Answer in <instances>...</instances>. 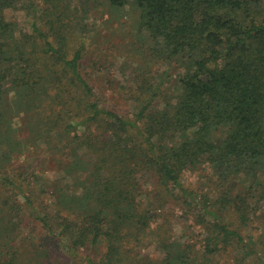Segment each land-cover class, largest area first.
I'll use <instances>...</instances> for the list:
<instances>
[{
	"label": "trees",
	"instance_id": "16d2710c",
	"mask_svg": "<svg viewBox=\"0 0 264 264\" xmlns=\"http://www.w3.org/2000/svg\"><path fill=\"white\" fill-rule=\"evenodd\" d=\"M25 2L37 10L21 29L5 11ZM72 2L0 0V145L66 151L81 188L0 164V264H18L20 228L35 229L38 264H264V0H104L137 10L141 52L168 67L133 70L130 111L91 79ZM168 204L187 219L182 243ZM152 221L157 258L137 249Z\"/></svg>",
	"mask_w": 264,
	"mask_h": 264
},
{
	"label": "rangeland",
	"instance_id": "374dc122",
	"mask_svg": "<svg viewBox=\"0 0 264 264\" xmlns=\"http://www.w3.org/2000/svg\"><path fill=\"white\" fill-rule=\"evenodd\" d=\"M26 3V2H25ZM74 11L77 12L79 21L77 23V31L79 34H85L86 47L83 60L90 72L91 79L95 81L101 92L107 93L112 97V101L120 107L133 110V102L127 98V87L131 85L132 73L134 71L151 70L153 73L161 72L168 67L158 65L150 61L147 56L141 52L145 46L142 45V38L146 32L137 26L138 13L130 4L125 5L117 10L109 9L104 0H73ZM264 6V2L262 3ZM36 7L30 3L24 4L19 10L7 9L5 11L8 19L16 20L19 28L28 27L36 13ZM144 44V43H143ZM97 65V69L93 71V66ZM178 69L173 74V79L178 75ZM132 76V77H131ZM169 80L165 83V87H170L173 91L179 88L176 82ZM163 86V87H164ZM12 98V94L10 93ZM23 113L14 117L15 125L22 126ZM24 127V126H23ZM21 127V129H23ZM22 133H21V132ZM19 137H27L29 130L23 133L20 130ZM29 137V136H28ZM29 147L24 152L10 153L5 145H0V164L1 173L17 174V172H28L31 169L39 177V183L50 185V183L58 182L64 185V188L70 192H81V188L72 183V180L64 171V164L70 160V156L66 151L51 154L43 147L42 141L33 143L29 140ZM32 143V144H31ZM32 145H37L33 147ZM138 177L141 182L147 181V176L142 171ZM21 198V203L25 202V198ZM35 206L41 207V199L32 197ZM47 199H50L47 197ZM46 200V197H44ZM147 203L149 201H146ZM168 211L170 217V236L181 241L188 239L186 233L187 219L182 211L171 204H168L165 211ZM155 211H152L154 213ZM232 217V215H231ZM31 217H23L22 222L26 223ZM158 229L156 222L152 221L150 227L146 230L142 239L137 244V249L143 255H149L152 258L161 257L163 252L157 235ZM33 231L29 228H20L17 243L21 246V258L18 264H38L37 257L33 252H27L26 245L33 239ZM247 228L243 229V233H249ZM186 236V237H185ZM40 237V236H39ZM34 240V239H33ZM35 243L36 239H35ZM70 255V253H67ZM64 259L58 257L52 260L50 264H64ZM68 264H79L77 260H73Z\"/></svg>",
	"mask_w": 264,
	"mask_h": 264
}]
</instances>
